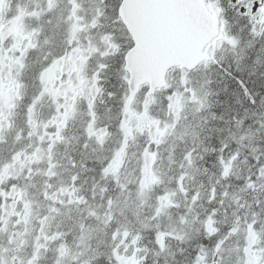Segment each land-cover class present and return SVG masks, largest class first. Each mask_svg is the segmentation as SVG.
Instances as JSON below:
<instances>
[{
  "label": "rangeland",
  "instance_id": "374dc122",
  "mask_svg": "<svg viewBox=\"0 0 264 264\" xmlns=\"http://www.w3.org/2000/svg\"><path fill=\"white\" fill-rule=\"evenodd\" d=\"M241 4L238 6L237 12L238 14L242 13L245 14L246 12L249 14V21L247 25L243 22L242 18L237 20L234 25L235 29L237 30L238 35L232 36L228 34L229 32H225V29L221 33V36L218 38L217 43L214 46H210L209 51L212 52L214 56H219L221 59L229 57L227 52H233V50L238 51V47L244 51L246 45H243V37L246 34L247 42L252 40V35H255L258 29V26H264V20L261 18V14L259 13L260 7L263 4L264 0H240ZM230 3L239 4V0H228ZM103 4H100L99 0H81V11L82 13H87L92 16L98 17L100 12L99 9L102 7ZM86 7L92 8L89 12L86 10ZM215 10L219 11V7H214ZM238 14H235V17H238ZM247 14V13H246ZM236 54L231 55L233 58ZM85 67H89V58L85 60ZM51 76V73L48 74ZM46 78V77H45ZM189 79L191 81H195L196 79L203 80V84L208 82V76L206 74L205 69L201 68L197 74H192ZM47 82V81H46ZM193 92V94H192ZM207 93L205 89L200 85L198 87L192 86L190 91L187 94L181 92L180 99L177 100V107L176 110L171 112V115L168 116L166 112V119L164 127L161 128L160 139L164 142V145L161 146L160 150L155 151L154 159L150 160L148 158V154H144V163L140 170V172H136L130 175L128 179V185H132L127 187L125 190L124 196H120L115 201V208L117 210L118 216L121 217L120 226H124V223L130 224H137L144 221H150L158 216L154 214L151 210V207L154 206L150 204L148 206V210L145 208L146 204L148 203V195L145 196L147 190H150L156 183H173L175 190H171V194L168 195H161L158 199V204L154 207L156 211H167L168 201H172L170 195L176 196L179 192H182L183 189L178 190L184 178L193 179L194 183L199 180V176L204 174L206 167L202 164H194L191 162V159L188 161L187 165L181 166L179 163L176 162V157L182 155V143L187 141V139H191L192 143L197 146L200 143V135L205 131L202 129L204 126V115L201 114L203 109H206L207 106ZM243 126V130L241 132V136L238 140L237 134L232 139L236 141L242 146V152L246 156L243 158L237 157L233 153V160L236 161L231 162L229 161L223 168L222 175L225 177L228 176L230 173L234 175H238L240 171L243 170L240 165L245 161V159H249L248 157L252 158L250 163L256 164L257 162L264 161V122L262 125L260 123L251 122L248 124H241ZM43 138L41 134L40 139ZM47 149L41 150L36 155L34 162L42 163L44 159L49 157L47 152L50 151L54 146L49 144V142H44ZM153 152L154 150H149ZM205 152V150H204ZM192 149L189 150L187 155L192 156ZM185 156V157H186ZM188 158V157H187ZM184 158V161L187 159ZM148 160V162H147ZM193 163V164H192ZM182 169V172L176 177L174 174H171L172 171H175L177 167ZM258 171V170H257ZM169 176V177H167ZM190 177V178H189ZM136 179L137 182H136ZM133 183L136 184L133 187ZM249 183V181L245 182ZM126 187V186H125ZM203 183L198 182L197 187L195 188L196 191L193 195V199L191 200L193 203L198 200L200 197L199 193L202 191ZM183 192H186L183 190ZM188 192L184 193L187 194ZM212 193V192H211ZM204 196V195H203ZM202 196V197H203ZM236 198V197H235ZM258 197L256 198V200ZM82 201V199H81ZM171 204V203H170ZM258 206L257 218L255 219L254 223L250 227L241 226L235 236L228 242V245L224 246L222 252L220 253V257L217 260V264H264V197L261 201H256ZM77 202H74L69 207H64L62 209L63 212L66 211H75L78 212V208L76 207ZM167 205V206H166ZM256 205V206H257ZM114 208V204H113ZM83 211V206L81 203V212ZM170 212L165 214V216L170 219ZM189 216L188 213H186ZM142 220H139V218ZM27 216H24L22 220V224L26 226L29 222L26 219ZM29 218H31L29 216ZM126 220V222H125ZM189 220H191L189 218ZM187 219V217L182 216L180 222H184L187 224V229H183L181 227L178 230L181 233L190 232L191 229V222ZM212 224L211 220L208 219L205 225V233H210L209 226ZM139 226V225H138ZM172 227H178L179 224L177 221L175 224H171ZM258 234L255 237L254 234ZM128 232L126 229L123 231V236L127 235ZM238 237H241L246 242L244 243L242 240H237ZM255 238V239H254ZM89 239H85V243H83V248L81 249V255H76L75 258L78 259L81 257V263L84 264L86 259H90L92 255L90 254V246L87 245ZM124 244L121 249L118 246L114 248L115 258L117 259L118 264H136L139 262V252L136 244L134 241H124L120 243L116 241V244ZM251 246V247H250ZM136 260V261H135ZM220 262V263H218ZM114 264L116 262L114 261ZM196 264H203L199 263L197 260Z\"/></svg>",
  "mask_w": 264,
  "mask_h": 264
},
{
  "label": "water",
  "instance_id": "95a60500",
  "mask_svg": "<svg viewBox=\"0 0 264 264\" xmlns=\"http://www.w3.org/2000/svg\"><path fill=\"white\" fill-rule=\"evenodd\" d=\"M120 14L136 40L127 55L132 90L147 79L164 85L170 64L193 68L208 59L203 49L219 32L205 0H124Z\"/></svg>",
  "mask_w": 264,
  "mask_h": 264
},
{
  "label": "trees",
  "instance_id": "16d2710c",
  "mask_svg": "<svg viewBox=\"0 0 264 264\" xmlns=\"http://www.w3.org/2000/svg\"><path fill=\"white\" fill-rule=\"evenodd\" d=\"M219 3V0H217ZM221 2L224 3V0H221ZM261 39H258V41L253 44L250 48H247L243 52V62H242V69L243 73L240 70H233V67H230L231 70H226L227 74H230L231 76L238 74L237 78L240 80V78H243L247 85L251 89V92L253 93L254 87L252 83L259 82L262 85V82L264 83V55L256 56L258 53L257 51V45ZM234 62V61H233ZM223 69V68H222ZM237 71V72H236ZM260 80V81H258ZM237 92V93H236ZM244 92L243 91H235L237 97H241ZM235 96V97H236ZM234 97V98H235ZM231 98V99H234ZM225 100V99H224ZM245 114L244 112L240 113L237 117L243 116ZM248 115V114H247ZM250 121L255 122H261V124L264 122V113L257 114L256 111L252 113L251 116H248V119ZM216 125V131L212 133L211 138L212 139H220V140H228L231 143V153L236 152V148L234 147V144L231 142V135L232 130L236 129L233 127V122H221L218 123L217 120L213 122ZM147 141V138L144 139V137H138L135 140H130V147L128 148V151L126 154H124V168L122 170V174L125 173L126 169L131 167L132 165L136 164V162L141 157V152L139 149V145L145 144ZM121 142V139H119L118 143ZM232 155V154H231ZM201 162L209 164L211 161H207L205 154H201ZM243 156H246L243 154ZM250 158V157H248ZM224 159V162L222 161ZM230 158H218L213 159L217 163V173L215 175H210L211 177V183L217 185V196L212 200L210 204H208L209 207H212L213 211H219L222 210V208H230L228 206V202L232 199H230L229 195H232L233 197L236 196L235 201L239 202L242 206L240 208V211L236 216H232L228 214L224 220L223 224L224 227L220 224V230H218L212 237L207 236L204 230L197 232H190L188 234L183 235H177L179 234V231L176 230L175 234L177 235L176 238L172 239V243L175 246V248H178V254L182 250V243L185 242L187 244L188 242H191L192 240L200 239L201 244L196 247V249L190 254L189 260H187L184 264H188L189 262L196 260L198 258H205V261L208 264H213L214 260L218 256L219 250H217V246L222 247L223 244H228V242L231 241V239L235 236V233L237 230L244 225L246 222H248V215L247 212L244 210V207L249 205L250 203H255V199L258 197V199L262 198L261 193L264 191V185H261L259 183H256L254 181H250V184L243 183L239 178H235L232 176L233 174H229L227 177H225L223 180L220 179V173L222 170L224 171L223 166L225 164L229 163ZM264 162V161H262ZM93 168H90L89 171H83L81 167V182H83L85 179L88 180L87 177L84 176V174H95L96 176H99L100 174H103V169L100 167L95 168V171ZM122 175L118 176V179L115 181L116 183L121 182ZM112 180V179H111ZM89 181V180H88ZM98 183L93 185L92 188H87V191H85L83 194L86 198H93L95 200H92L90 202V209L91 215L87 217V222L92 223L94 220H91L92 217H95L94 213L100 212V209L98 208L99 202H105L107 197L113 196L115 194V189H112L111 187L107 188L105 185L102 184L101 180L97 181ZM96 185H99L100 187L97 189ZM223 193H226L223 195ZM110 194V196H109ZM255 207V206H254ZM180 206L174 209L172 211L173 217L177 218V216L181 215L183 216V211ZM153 230H146L144 234L149 236L152 239H157L158 236L155 235L156 232H158V228ZM199 232V234H198ZM199 243V242H198Z\"/></svg>",
  "mask_w": 264,
  "mask_h": 264
},
{
  "label": "bare ground",
  "instance_id": "6f19581e",
  "mask_svg": "<svg viewBox=\"0 0 264 264\" xmlns=\"http://www.w3.org/2000/svg\"><path fill=\"white\" fill-rule=\"evenodd\" d=\"M113 25L115 26V24ZM238 74L239 73L233 75L232 77H223L218 81V85L208 92V97L212 101V116L217 120L218 123L229 121H232L233 123L241 122L248 119V116H251L254 111H256L257 114L264 113V83L262 82V85L259 82L252 83L254 87V91L252 93L251 89L247 87L246 83L244 82L245 80L243 78H240V80L237 78ZM243 90V95L241 97H237V92L235 93V91ZM242 112L245 114H243V116L237 117ZM206 129L216 131V125L208 126ZM230 146L231 143L228 140L224 141L220 139H212L201 133L200 143L195 147L194 150H192V152L197 155L202 153L205 154L207 161H211L208 166L211 169V175L213 176L215 173H217L218 169V165L213 159L230 158L232 154ZM188 152L176 157V162L182 165L185 164L184 158ZM251 160L252 158L247 160L245 159V161L240 165L243 170L238 173L237 177L243 182L241 184H244L247 181H254L264 185V162L252 164L250 163ZM169 175L172 176V174ZM130 186L131 185H127L125 187L122 186V184L115 183V198L124 196L125 190ZM166 190H169V188H166ZM261 195L263 198L264 191L261 193ZM147 199H151V196H148ZM173 200L180 205L182 211L189 214V217L195 218L197 215H200L201 218L207 217L206 214L200 212L199 207L190 205L184 194H177L175 197H173ZM234 209L235 206L232 205L228 210L230 212H234ZM200 244V239L192 240L187 244L183 242V247L179 254L172 258H169L171 255L165 254L162 256L153 255L149 264H184L187 260H189L190 254ZM196 263L197 260H193L188 264Z\"/></svg>",
  "mask_w": 264,
  "mask_h": 264
},
{
  "label": "flooded vegetation",
  "instance_id": "af4514ba",
  "mask_svg": "<svg viewBox=\"0 0 264 264\" xmlns=\"http://www.w3.org/2000/svg\"><path fill=\"white\" fill-rule=\"evenodd\" d=\"M18 87H21V85H18ZM14 88H16V86H14ZM48 91H49L48 96L54 98L55 94H54L53 84H50L48 86ZM139 98H142V95H140ZM132 114L134 113L132 112ZM157 115H158V119L153 120L155 126H157L156 122L160 121V117H159L160 109L158 105H157ZM152 134L155 137H157L158 132L154 129L152 131ZM48 136L51 138L52 143H54L56 139L65 137L66 133L61 132V131H51V132H48ZM49 144H51V141H49ZM6 145H7V142L1 139L0 148ZM11 165L12 164H6L5 166L11 167ZM24 167H27V165L24 164ZM47 168L49 170L58 171V169L60 168V165H49ZM37 174L42 178L46 176L47 178L52 179V176H53L51 174L43 175L41 173H36V172L33 175H35L36 177ZM13 186L16 187L17 184H14ZM5 194L6 193L3 192L4 196ZM19 198H22L21 191L19 192ZM22 220H23V217L22 218L19 217L17 221L12 218L7 219L5 216H3V220L0 221V264H41V263L64 264L60 262V257H61V254H63L66 251V249H64L62 253L60 254L51 253L48 256H45V250L42 249L43 244L44 245L47 244L45 248H48L52 244L50 242H56L58 240V234L61 228L53 227L51 224V221L45 222V220H42L41 227L39 228V237L37 235H34L36 241L39 243L38 247L36 249L34 248L25 249L24 245H25V242L27 241V239L25 238V235L29 234L30 229L28 228V224L26 226L22 224ZM14 222H16L15 225H14ZM18 224L20 225L19 236L17 235V228H16ZM45 229H46V232H44ZM47 252L50 253L48 250Z\"/></svg>",
  "mask_w": 264,
  "mask_h": 264
}]
</instances>
